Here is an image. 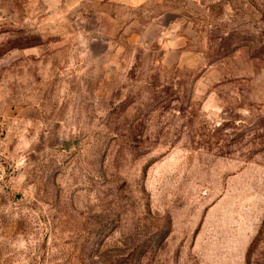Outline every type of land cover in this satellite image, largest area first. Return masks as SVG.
<instances>
[{"label": "rangeland", "instance_id": "374dc122", "mask_svg": "<svg viewBox=\"0 0 264 264\" xmlns=\"http://www.w3.org/2000/svg\"><path fill=\"white\" fill-rule=\"evenodd\" d=\"M0 264H264V0H0Z\"/></svg>", "mask_w": 264, "mask_h": 264}, {"label": "built area", "instance_id": "2783aa9c", "mask_svg": "<svg viewBox=\"0 0 264 264\" xmlns=\"http://www.w3.org/2000/svg\"><path fill=\"white\" fill-rule=\"evenodd\" d=\"M5 139H6V127L4 120L0 117V178L5 177V171L8 166L7 152L4 149Z\"/></svg>", "mask_w": 264, "mask_h": 264}]
</instances>
